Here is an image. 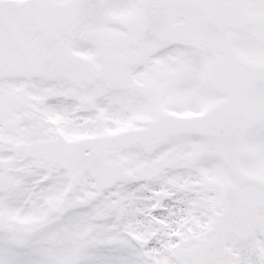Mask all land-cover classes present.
Here are the masks:
<instances>
[{"label": "snow or ice", "instance_id": "obj_1", "mask_svg": "<svg viewBox=\"0 0 264 264\" xmlns=\"http://www.w3.org/2000/svg\"><path fill=\"white\" fill-rule=\"evenodd\" d=\"M0 264H264V0H0Z\"/></svg>", "mask_w": 264, "mask_h": 264}]
</instances>
